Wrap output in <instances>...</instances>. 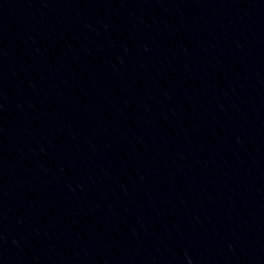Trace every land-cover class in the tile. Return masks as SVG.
<instances>
[{
	"label": "water",
	"instance_id": "obj_1",
	"mask_svg": "<svg viewBox=\"0 0 264 264\" xmlns=\"http://www.w3.org/2000/svg\"><path fill=\"white\" fill-rule=\"evenodd\" d=\"M0 264H264V0H0Z\"/></svg>",
	"mask_w": 264,
	"mask_h": 264
}]
</instances>
